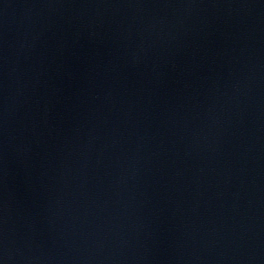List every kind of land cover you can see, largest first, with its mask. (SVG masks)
Instances as JSON below:
<instances>
[{"label": "water", "instance_id": "obj_1", "mask_svg": "<svg viewBox=\"0 0 264 264\" xmlns=\"http://www.w3.org/2000/svg\"><path fill=\"white\" fill-rule=\"evenodd\" d=\"M0 264H264V0H0Z\"/></svg>", "mask_w": 264, "mask_h": 264}]
</instances>
